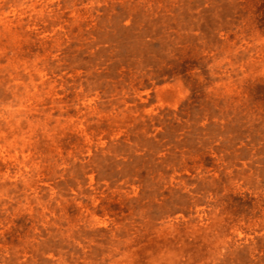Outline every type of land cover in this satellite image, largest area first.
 Segmentation results:
<instances>
[{
	"label": "rangeland",
	"instance_id": "rangeland-1",
	"mask_svg": "<svg viewBox=\"0 0 264 264\" xmlns=\"http://www.w3.org/2000/svg\"><path fill=\"white\" fill-rule=\"evenodd\" d=\"M0 264H264V0H0Z\"/></svg>",
	"mask_w": 264,
	"mask_h": 264
}]
</instances>
